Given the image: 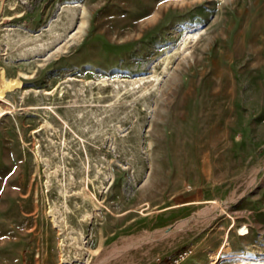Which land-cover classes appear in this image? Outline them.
<instances>
[{
	"label": "rangeland",
	"instance_id": "obj_1",
	"mask_svg": "<svg viewBox=\"0 0 264 264\" xmlns=\"http://www.w3.org/2000/svg\"><path fill=\"white\" fill-rule=\"evenodd\" d=\"M0 79V264L264 260V0H0Z\"/></svg>",
	"mask_w": 264,
	"mask_h": 264
},
{
	"label": "bare ground",
	"instance_id": "obj_2",
	"mask_svg": "<svg viewBox=\"0 0 264 264\" xmlns=\"http://www.w3.org/2000/svg\"><path fill=\"white\" fill-rule=\"evenodd\" d=\"M187 34H189V33H187ZM188 38H189V36H188ZM179 48H181V47H179ZM0 81H1V79H0ZM0 87H1V85H0ZM1 111H3V109H0V112ZM92 198H93V196H92ZM226 206H227L226 203H221L218 200H212V201L208 202L207 206L204 208V210L199 215L202 218H209L210 219V218L213 217L212 210H214L215 212L216 211L217 212H221V213L224 212L227 216H229V213H228L229 211H227ZM214 211H213V213H214ZM232 223H234V218L232 219ZM246 233H247V228L245 226H241L238 229V235H244ZM225 242H226V240H224V243L221 244L220 247L217 248L211 254L210 259L207 261L206 264H219L220 263V260H221L222 255L225 254V253H227V249L225 248ZM225 264H264V260L261 259L260 257H247V256H243V257L239 258L238 260L229 261V262H226Z\"/></svg>",
	"mask_w": 264,
	"mask_h": 264
},
{
	"label": "trees",
	"instance_id": "obj_3",
	"mask_svg": "<svg viewBox=\"0 0 264 264\" xmlns=\"http://www.w3.org/2000/svg\"><path fill=\"white\" fill-rule=\"evenodd\" d=\"M181 250L179 252H177L176 254H174L173 256H171L168 260V263H170L172 260H174L175 256H178L180 254Z\"/></svg>",
	"mask_w": 264,
	"mask_h": 264
}]
</instances>
